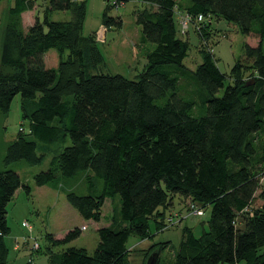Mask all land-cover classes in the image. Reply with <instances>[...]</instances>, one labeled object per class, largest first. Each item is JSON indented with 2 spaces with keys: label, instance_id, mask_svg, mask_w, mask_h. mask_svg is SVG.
Listing matches in <instances>:
<instances>
[{
  "label": "trees",
  "instance_id": "trees-1",
  "mask_svg": "<svg viewBox=\"0 0 264 264\" xmlns=\"http://www.w3.org/2000/svg\"><path fill=\"white\" fill-rule=\"evenodd\" d=\"M34 1L14 0L9 22L0 20V114L7 116L21 96L28 121V133L21 128L8 143L0 169V264L10 255L7 207L19 189L32 194L10 167L38 165L49 153L55 156L34 177L37 187L84 174L89 193H66L82 218L100 222L106 200L116 195L121 208L119 218L97 230L92 254L53 250L78 239L79 228L61 239L47 235L46 264H131V237L150 239L152 223L160 233L209 209V229L197 236L193 225L184 227L170 264H264V0H143L148 8L136 12V24L147 64L136 80L103 72L97 32L83 34L86 0H49L44 21L25 28L22 15ZM105 1L103 27L121 30L122 19L108 10L134 0ZM55 11L71 12L72 20H51ZM221 21L258 39L257 46L244 45L229 75L212 52L227 36L214 25ZM191 31L202 58L195 70L184 64ZM51 50L59 62L47 68ZM177 199L185 207L172 214ZM168 245L149 248L157 250L156 264Z\"/></svg>",
  "mask_w": 264,
  "mask_h": 264
},
{
  "label": "rangeland",
  "instance_id": "rangeland-1",
  "mask_svg": "<svg viewBox=\"0 0 264 264\" xmlns=\"http://www.w3.org/2000/svg\"><path fill=\"white\" fill-rule=\"evenodd\" d=\"M86 1L87 12L83 24V34L88 36L93 32H97L96 41L106 59V66L103 72L112 75L119 74L127 79L136 80L138 74L142 73L147 64L146 58L141 55L138 49L141 28L136 24V12L148 8V5L143 0H134L119 8L112 7L108 10V16L121 18L124 25L121 30H106L103 27V15L108 7L107 2L105 0ZM34 6L32 12L22 17L25 28L30 24L33 25L36 18H39L41 22L44 21L49 0H35ZM11 7H14V0H0V20L3 26L9 22V10ZM50 19L68 22L72 20V13L67 11L51 12ZM214 25L216 28H221L227 36H221L219 40L216 39L218 42L212 45V52L218 62L219 69L229 75L236 60L243 58L244 45L257 46L258 39L255 36L242 35L235 24L221 21ZM180 37L182 36L180 35ZM189 41V56L185 59L184 64L189 69L195 70L202 63V58L199 49V39L193 31L190 32ZM149 48L152 49L153 46L149 45ZM45 62L47 68L57 67L59 62L57 52L55 50L49 51L45 55ZM229 83H231V80L227 79L226 84ZM21 128H24L25 132L28 133V121L22 117L21 96H17L12 103L10 113L7 116L0 114V169H3L4 166L3 160L8 143L16 139ZM54 156L53 153H49L42 163L35 166H30L26 162L21 161L10 167V169L20 175L24 184L31 187L32 194L28 197L23 189H19L7 207V222L11 229L10 235L6 238L7 246L10 249L8 264H25V260H27L26 264H29L31 258H35L36 264H46V252L50 248L47 235L63 237L76 228L82 230L78 239L65 246L54 247L53 250L61 252L63 249L75 247L84 248L92 254L99 244L97 230L112 224L114 218H119L121 208L119 195L106 200L100 222L85 220L68 203L66 200L67 192H74L77 195H87L89 193L84 174L74 178H63L60 176L54 184L37 187L34 177L50 168V163ZM175 201L176 209L172 211V214L174 212L179 214V210L185 206L180 205L178 199ZM260 204L261 202L257 200L254 203V207H258ZM210 212L211 210L209 209L205 215L203 210H197L192 214V219L185 220L182 223L177 220L178 218H175L177 220L176 227L160 233H155V227L152 223L151 234L154 235L152 238L143 241L134 236L130 238L127 246L132 250L129 257L131 264H143L145 252L148 254L149 248L158 243H169L167 249L162 250L160 261L162 264L172 263L181 244L184 227L193 225L195 234L200 236L204 229H209L207 222ZM184 214H186L185 211L182 212V216ZM23 223L24 225L27 224L25 225L26 228L22 226ZM36 242L41 247L39 249L42 250L40 253L36 251L38 249L37 246L35 250L32 249V247H35L34 244ZM15 247L18 249H15ZM155 251L157 250L150 252L149 256H153Z\"/></svg>",
  "mask_w": 264,
  "mask_h": 264
},
{
  "label": "water",
  "instance_id": "water-1",
  "mask_svg": "<svg viewBox=\"0 0 264 264\" xmlns=\"http://www.w3.org/2000/svg\"><path fill=\"white\" fill-rule=\"evenodd\" d=\"M157 254L155 253L153 256H151L149 259H148V262H147V264H156V262H157V256H156Z\"/></svg>",
  "mask_w": 264,
  "mask_h": 264
},
{
  "label": "built area",
  "instance_id": "built-area-1",
  "mask_svg": "<svg viewBox=\"0 0 264 264\" xmlns=\"http://www.w3.org/2000/svg\"><path fill=\"white\" fill-rule=\"evenodd\" d=\"M181 24H182V27L184 30H186L188 28V21L182 20ZM25 225H27V224H25ZM36 246L38 247V245H36ZM36 246H35V248H37Z\"/></svg>",
  "mask_w": 264,
  "mask_h": 264
},
{
  "label": "crops",
  "instance_id": "crops-1",
  "mask_svg": "<svg viewBox=\"0 0 264 264\" xmlns=\"http://www.w3.org/2000/svg\"><path fill=\"white\" fill-rule=\"evenodd\" d=\"M32 12V11H31ZM28 13H30V12H26V13H24L23 15H22V17L25 15V14H28ZM36 18V17H35ZM25 26V25H24ZM29 26H31V24L29 25ZM29 26H27V27H29ZM64 237V236H63ZM62 236L61 237H55L56 239H61V238H63ZM15 249H18V248H16L15 247ZM28 255H29V252H28ZM27 255V256H28ZM26 259H27V257H26ZM26 262H25V264L27 263V260H25Z\"/></svg>",
  "mask_w": 264,
  "mask_h": 264
}]
</instances>
